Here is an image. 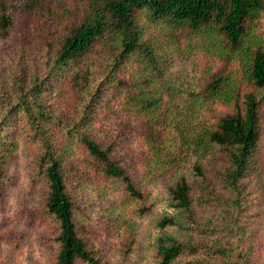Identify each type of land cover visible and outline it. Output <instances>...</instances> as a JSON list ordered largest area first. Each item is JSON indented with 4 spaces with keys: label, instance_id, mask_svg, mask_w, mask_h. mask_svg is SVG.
I'll return each instance as SVG.
<instances>
[{
    "label": "rangeland",
    "instance_id": "rangeland-1",
    "mask_svg": "<svg viewBox=\"0 0 264 264\" xmlns=\"http://www.w3.org/2000/svg\"><path fill=\"white\" fill-rule=\"evenodd\" d=\"M81 4V0H49L42 9L15 8L8 34L0 37V93L10 90L18 70L25 75H44L46 60L71 23L79 19ZM135 19L144 37L154 43L162 62L157 69L147 70V89L155 88L160 97L159 108L147 118V138L140 118L124 104V84L115 82L104 85L84 130L102 145L110 146L111 158L130 176L140 197L130 195L118 179L106 174L82 144L67 137L61 127L78 110V98L70 85L73 69L90 61L101 71L109 53L104 39L94 41L80 58L48 75L39 93L44 109L58 121L53 122L52 133L73 202L77 232L98 264H157V236L162 232H181L176 225L160 228L156 224L161 215L174 213L168 205V187L177 172L185 173L195 185L188 173L194 154L184 146L179 148L181 136L174 125H180L179 130H190L187 135L191 137L195 132L186 127L194 125L197 131L202 122L212 123L228 112L230 107L220 100L203 99L202 90L214 72L231 71L238 79L240 75L237 60L220 57L201 36L150 22L144 10L138 11ZM255 29L264 40V11L258 16ZM114 71L115 77L130 82L139 75V63L129 57ZM239 87L247 88L240 82ZM259 113L255 165L244 177L245 202L239 210L251 264H264V102ZM1 119L0 264H52L57 246L56 224L45 210L46 185L34 164L38 145L22 112L10 111ZM220 157L217 152L209 153L201 162L205 186L224 198L226 192L214 174ZM197 207L196 213L206 219L214 215L210 206ZM73 264L89 263L75 259Z\"/></svg>",
    "mask_w": 264,
    "mask_h": 264
},
{
    "label": "trees",
    "instance_id": "trees-1",
    "mask_svg": "<svg viewBox=\"0 0 264 264\" xmlns=\"http://www.w3.org/2000/svg\"><path fill=\"white\" fill-rule=\"evenodd\" d=\"M49 0H0V37L8 34L15 8L37 10ZM79 19L71 23L55 51L46 60L44 75H25L17 71L10 90L0 93V123L10 111L22 112L31 137L38 145L34 164L46 185L44 207L56 224V251L52 264H73L81 259L98 264L85 241L78 234L73 219V202L62 173L61 156L52 133L56 121L45 109L39 93L43 81L54 71L62 70L72 60L86 53L94 41L104 39L108 55L97 71L93 63L74 68L71 87L78 98L76 116L62 124L70 139L77 140L96 160L101 169L118 179L134 197L141 193L127 172L110 156V146L102 145L84 130L88 114L105 84H124L123 101L128 111L145 126L147 118L160 106L155 88L148 90L147 70L161 66L155 45L144 37L136 13L144 10L150 22L169 29H186L187 34L201 36L215 47L225 60H237L239 79L231 71L214 72L202 90L205 100H220L230 107L212 123L202 122L194 135L179 130V148L194 154L189 176L177 172L168 187V205L174 213L161 215L156 224L163 228L176 225L180 233L162 232L156 238L157 264H251V251L244 245V232L239 210L245 202L244 177L255 165L260 134L259 108L264 102V40L255 29L264 11V0H81ZM129 57L139 63V75L130 82L115 77L116 67ZM161 62V63H160ZM10 82V81H9ZM30 82V85L28 84ZM239 82L247 88L240 90ZM123 87V85H122ZM148 116V117H147ZM5 122V121H4ZM58 122V121H56ZM219 153V167L214 174L219 187L226 192L220 197L205 186L202 159ZM198 194L196 196L195 194ZM197 206L214 208V215L201 216ZM183 257V259H181ZM180 261H177L178 259Z\"/></svg>",
    "mask_w": 264,
    "mask_h": 264
}]
</instances>
